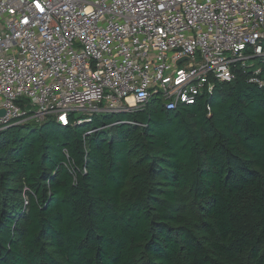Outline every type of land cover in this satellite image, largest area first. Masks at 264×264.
<instances>
[{"label": "trees", "instance_id": "1", "mask_svg": "<svg viewBox=\"0 0 264 264\" xmlns=\"http://www.w3.org/2000/svg\"><path fill=\"white\" fill-rule=\"evenodd\" d=\"M0 264H264V88L0 131Z\"/></svg>", "mask_w": 264, "mask_h": 264}, {"label": "built area", "instance_id": "2", "mask_svg": "<svg viewBox=\"0 0 264 264\" xmlns=\"http://www.w3.org/2000/svg\"><path fill=\"white\" fill-rule=\"evenodd\" d=\"M237 71L264 88V0H0V131L176 110Z\"/></svg>", "mask_w": 264, "mask_h": 264}, {"label": "rangeland", "instance_id": "3", "mask_svg": "<svg viewBox=\"0 0 264 264\" xmlns=\"http://www.w3.org/2000/svg\"><path fill=\"white\" fill-rule=\"evenodd\" d=\"M251 65H256V66H258V65H260V60L259 59H256V60H253V61H250L249 62Z\"/></svg>", "mask_w": 264, "mask_h": 264}, {"label": "water", "instance_id": "4", "mask_svg": "<svg viewBox=\"0 0 264 264\" xmlns=\"http://www.w3.org/2000/svg\"><path fill=\"white\" fill-rule=\"evenodd\" d=\"M0 114L3 116V115L5 114V111L2 110V111L0 112Z\"/></svg>", "mask_w": 264, "mask_h": 264}, {"label": "snow or ice", "instance_id": "5", "mask_svg": "<svg viewBox=\"0 0 264 264\" xmlns=\"http://www.w3.org/2000/svg\"><path fill=\"white\" fill-rule=\"evenodd\" d=\"M37 7H39V5H37ZM41 11H43V9L41 8ZM62 119H63V117H62Z\"/></svg>", "mask_w": 264, "mask_h": 264}]
</instances>
